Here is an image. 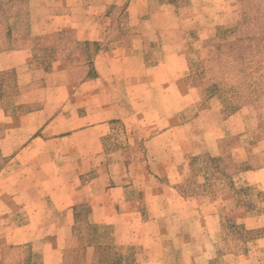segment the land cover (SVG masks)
I'll return each mask as SVG.
<instances>
[{
    "label": "crops",
    "instance_id": "obj_1",
    "mask_svg": "<svg viewBox=\"0 0 264 264\" xmlns=\"http://www.w3.org/2000/svg\"><path fill=\"white\" fill-rule=\"evenodd\" d=\"M137 2L105 6L113 39L101 37L106 28L100 30L99 24L86 28L89 37L82 32V38H75L91 46L89 61L76 62L62 41V56L58 47L46 44L53 47L49 64L39 65V47L44 46L39 40L45 35L36 31L18 47L0 51V74L15 73L19 91L0 93V255L5 249H29L39 264H262L255 255L264 254L259 249L264 235L251 243L258 245L252 252L219 254L222 217L205 214L197 197H183L159 181L177 175L179 166L188 167L199 154L214 155L217 143L231 135L233 115L215 135L200 128L198 113L183 119L192 101L173 110L161 105L167 93L190 91L183 80L186 60L177 50L166 52L159 40L160 31L176 26H154L150 39L143 22L153 15L174 22L176 14L170 15V5L154 12L131 6ZM122 11L131 21L125 30L115 18ZM68 17H53L67 21L53 31L79 30ZM20 97L26 100L18 102ZM150 110L156 122L138 118ZM119 126L127 142L117 145ZM155 126L158 132L150 135ZM136 129L141 133L136 142L145 151L135 150L130 133ZM239 140L232 157L249 168L233 178L235 187L256 188L264 195V163L257 162L264 160V140H254L250 132ZM150 159L157 161L154 171L147 168ZM81 206L89 208V227L110 230L109 246L95 232L86 236L85 246L67 245L82 222ZM257 209L234 222L264 231V212Z\"/></svg>",
    "mask_w": 264,
    "mask_h": 264
},
{
    "label": "rangeland",
    "instance_id": "obj_2",
    "mask_svg": "<svg viewBox=\"0 0 264 264\" xmlns=\"http://www.w3.org/2000/svg\"><path fill=\"white\" fill-rule=\"evenodd\" d=\"M130 1L131 0H0V16L4 15L6 12L5 11L4 14L3 12L1 13V9L3 8L7 10L6 13L19 14L15 21L16 27L25 26L29 28L30 33L36 31L39 35H45L39 40L40 44L45 46L50 43L58 47L62 41L64 42L63 44H69L72 43L75 38H82V32H85L86 38L89 37L86 28L94 24L101 25L102 29L100 30L106 28L104 31L106 35L101 31V37L113 39V30H111L113 21L105 18V6L109 4L112 5L116 2L119 4L118 6H124L125 2L130 3ZM259 1L261 2L262 0H244V3L245 6H247L246 8L250 9L254 4L259 5ZM166 2L167 0H138L137 4H131V6L135 8L146 7L151 9V12L159 9V5H170L172 7L169 11V13H171L170 15L173 16L176 14L173 16L176 18L174 22L173 19H168L167 16L158 15H153L143 22V24L147 26L145 27V33L146 36H148L146 38L150 37V39H153L154 26L161 27L167 23L176 26L175 29L171 31H160L159 40L165 45L166 52L177 50L186 60L187 66L183 74V80L185 86H187L190 91L187 92L183 90L182 93L177 92L175 95L171 94V92L167 93L164 97L165 103L161 105H166L167 108L173 110L175 107L184 106L192 101L193 104H191L189 110L185 112L183 119L186 120L190 116L198 113L200 128L215 131V135L222 133L221 127L223 126V122L233 115L228 124V132L231 135L217 143V149L214 151V155L211 156L223 154L232 155V152L241 144L239 135H247L250 132L254 140H264V91L258 95L257 87H255V85L252 87L253 82L257 81L256 75L253 74V70L264 66V63H253L250 66H244L242 62L237 60L238 52L243 49L241 48L240 42L230 44L233 46L228 45L234 40V36L228 34L229 32L226 31L235 28L241 21L242 14L239 0H176L175 4H168ZM12 7L14 9H11ZM24 7H28V15L25 14ZM62 15H68V20L72 24H75V27H78L79 30L72 33L53 31L56 28L65 26L66 20H53V17H61ZM115 18H117V23L120 24L123 30H125L131 22L124 11L118 12ZM124 42L129 44V41H125V39ZM32 43L34 44L33 41ZM231 47L234 48L231 49ZM70 48L71 47H69V51L71 53ZM105 48L107 47L105 46ZM61 49L62 46L58 47L56 50L58 51V56H62L63 52ZM233 56L234 61L232 59ZM255 59H257V57ZM170 67L172 68V65ZM245 67L247 69H245ZM83 70H80L79 74H81ZM2 74H0V81L3 83L7 82L5 87H7L9 91L11 90L10 92H19L17 89L18 86L16 85L15 73L9 72ZM247 74L252 75V79L249 80ZM77 75L78 73L76 76ZM213 85H216L217 88L215 87L214 89L212 87ZM88 90L87 88V92ZM105 90L106 93H104L103 97L107 100L110 98L108 95V87ZM211 90L218 92L211 95ZM253 91H256L257 93L255 94L257 95L247 94ZM241 93L243 95H241ZM16 100L18 102L25 101L26 97H20ZM234 107H238L237 110H232ZM142 117L149 122L157 121L155 114L151 110L139 112L138 118ZM158 130L159 127L155 126V129L150 131V135H153V133L155 134ZM133 133L134 135L132 132L130 134L134 138L133 145L135 150L141 152L145 147L141 142H136V138H139L141 133H139V129H136ZM115 134L117 145L127 142L125 139L127 134L123 127L121 128L119 126ZM106 145L113 151V141L107 142ZM155 147L154 145L150 146L149 150L151 154L155 152L153 150ZM106 162H108V160H106ZM156 162V160L150 159L149 164L148 160H146L147 168H150L149 171L156 170ZM257 162L263 164L264 160H258ZM206 163L208 162H206L205 158H201L194 165H190L189 163L188 167L179 166L177 175L173 174L170 177L166 176L165 178H160L159 181L173 186L183 197H197L199 202L203 205L202 210L205 214L213 213L215 216L219 215L226 224L238 220L242 217L243 209L235 207L231 192L225 188V186L227 187V180L224 181L223 185V182H221L223 178L220 174L216 173H219L228 163L222 159H218L217 162L215 164L213 163L211 166ZM150 179L152 180V178ZM262 180L264 182V173L260 176V181ZM231 183L234 184V181L232 180ZM240 198H242L245 203H253L255 208H258V211L264 212V195L256 188H247V190L241 194ZM261 203L262 205L256 206V204ZM77 209L79 210L82 222L75 227V238L73 241L71 240L67 243V245L74 247L85 246L90 240L86 236L95 232L99 237L98 241L103 245L109 246L108 236L110 230L108 228L95 229L89 227L86 221L89 208L87 206H81ZM78 234L85 237L78 239ZM252 242H249L247 245V250L250 252L258 246L257 244H251ZM221 244L223 246L222 251L224 252L222 254L230 250L240 249L237 242H234L227 232L226 234L223 233ZM249 245L250 247H248ZM259 249L264 250V242L261 243V248ZM257 252L258 249L256 250V253ZM255 256L259 258V262L264 264V254L262 251L258 252ZM217 261L218 258H216L215 262L218 263L219 261ZM221 262L222 264L233 263L231 260H221ZM34 263L39 264V259L34 261Z\"/></svg>",
    "mask_w": 264,
    "mask_h": 264
},
{
    "label": "trees",
    "instance_id": "obj_3",
    "mask_svg": "<svg viewBox=\"0 0 264 264\" xmlns=\"http://www.w3.org/2000/svg\"><path fill=\"white\" fill-rule=\"evenodd\" d=\"M176 0H167L168 4H175ZM262 2V3H261ZM259 1L258 4H254L250 9L246 8L244 0H239V4L241 5V21L238 25L230 29L226 32L228 34L234 36V40L230 42V44H236L240 42L242 51L238 52L237 60L242 62L243 65L250 66L253 63H264V0ZM11 9H14L13 7ZM3 10V11H2ZM7 12L5 8L1 9V13ZM25 14H29L28 7H24ZM0 16V51L6 49H13L18 47L19 43L27 38L30 34L29 28L25 26L16 27L15 21L19 14H9L6 13ZM223 40V39H222ZM71 47V55L73 59L77 61H81L84 59L85 61H89L91 59L93 51H91V46L88 43L78 44L75 41L69 43ZM233 46V45H230ZM234 47H231V49ZM53 47L51 46H41L39 47V52L41 55V63L39 65L47 66L49 63H46V60L50 58L51 51ZM80 53L78 54V52ZM259 51V56H258ZM254 57V58H249ZM257 57V59H255ZM259 58V59H258ZM234 61V56L232 57ZM236 59V58H235ZM245 69H247L245 67ZM247 73V72H246ZM253 74L256 75L257 81L253 82V85L258 89V95L264 91V66L260 68H255L253 70ZM3 75V74H2ZM248 79H252V75L247 74ZM7 82L0 81V93L1 97H4V92H8L9 90L5 87ZM214 89L216 85L212 86ZM249 87V86H248ZM217 88V87H216ZM11 91V90H10ZM3 92V93H2ZM218 91L211 90L210 94L214 95ZM256 91L248 92L247 94H255ZM241 95H243L241 93ZM257 95V94H255ZM238 107H234L232 110H237ZM205 158L206 164L211 166L213 163L215 164L217 160L222 159L226 163V166L222 168V170L217 174H220L224 181L227 180V187L225 188L231 192L233 196V200L236 208L243 209L244 214L247 216L250 214L255 205L253 203H245L241 197V194L247 190V188L238 189L232 182L233 178L241 171L249 168V166H244V164L239 163L236 159L232 157L231 154H223L219 156H211L209 154H199L193 157L190 160V165H194L199 159ZM212 169V168H210ZM231 181V182H229ZM260 212V211H259ZM229 233V237L237 242L240 246V249L230 250L227 253H247V245L249 242L260 239L264 235V231L262 229L248 230L243 225L237 224L235 222H231L229 224H223V233ZM225 236V235H224ZM227 237V236H225ZM222 244L219 248V254L224 253L222 251ZM18 256V259L16 257ZM38 257L33 255L29 249H5L1 252L0 255V264H35L34 261H37Z\"/></svg>",
    "mask_w": 264,
    "mask_h": 264
}]
</instances>
